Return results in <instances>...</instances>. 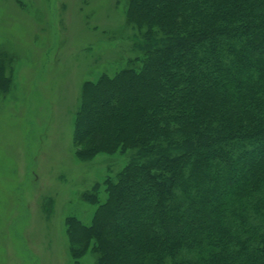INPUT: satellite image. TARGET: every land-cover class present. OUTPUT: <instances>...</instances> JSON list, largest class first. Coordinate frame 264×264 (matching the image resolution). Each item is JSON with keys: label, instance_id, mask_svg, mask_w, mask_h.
I'll use <instances>...</instances> for the list:
<instances>
[{"label": "trees", "instance_id": "1", "mask_svg": "<svg viewBox=\"0 0 264 264\" xmlns=\"http://www.w3.org/2000/svg\"><path fill=\"white\" fill-rule=\"evenodd\" d=\"M127 15L140 56L85 83L74 143L81 160L132 154L103 203L84 194L88 225L66 219L71 256L264 264V0H130Z\"/></svg>", "mask_w": 264, "mask_h": 264}, {"label": "rangeland", "instance_id": "2", "mask_svg": "<svg viewBox=\"0 0 264 264\" xmlns=\"http://www.w3.org/2000/svg\"><path fill=\"white\" fill-rule=\"evenodd\" d=\"M129 2L0 0V264L95 263L73 259L65 222L90 223L84 194L103 203L132 152L79 159L75 119L85 83L140 56Z\"/></svg>", "mask_w": 264, "mask_h": 264}]
</instances>
